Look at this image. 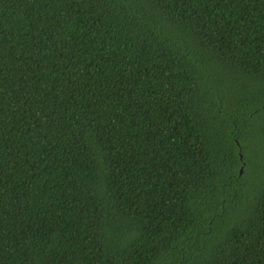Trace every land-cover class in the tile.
<instances>
[{"label":"trees","instance_id":"obj_1","mask_svg":"<svg viewBox=\"0 0 264 264\" xmlns=\"http://www.w3.org/2000/svg\"><path fill=\"white\" fill-rule=\"evenodd\" d=\"M0 264H264V0H0Z\"/></svg>","mask_w":264,"mask_h":264},{"label":"water","instance_id":"obj_2","mask_svg":"<svg viewBox=\"0 0 264 264\" xmlns=\"http://www.w3.org/2000/svg\"><path fill=\"white\" fill-rule=\"evenodd\" d=\"M242 172V171H241Z\"/></svg>","mask_w":264,"mask_h":264}]
</instances>
